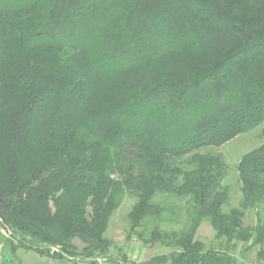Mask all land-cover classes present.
<instances>
[{
  "label": "trees",
  "instance_id": "trees-1",
  "mask_svg": "<svg viewBox=\"0 0 264 264\" xmlns=\"http://www.w3.org/2000/svg\"><path fill=\"white\" fill-rule=\"evenodd\" d=\"M257 128L264 138V0H0V224L14 257L132 264L106 237L131 197L128 238L173 249L140 264H238L239 248L263 263L264 142L241 157L227 211L230 167L201 152ZM203 223L217 244L197 238Z\"/></svg>",
  "mask_w": 264,
  "mask_h": 264
},
{
  "label": "rangeland",
  "instance_id": "rangeland-1",
  "mask_svg": "<svg viewBox=\"0 0 264 264\" xmlns=\"http://www.w3.org/2000/svg\"><path fill=\"white\" fill-rule=\"evenodd\" d=\"M263 142L264 138L261 136V129L257 128L241 134L239 137L221 146L220 148H208L201 151L202 153H220L230 167L229 176L225 179L224 183H227V185L231 187V195L233 196L234 202L231 199V205H226L224 210L227 211L228 207L237 205L238 203L236 202H238L242 196L241 185L237 172V166L241 157L261 145ZM157 200L164 201L168 205L173 202H177V200L172 199L169 201L170 203H168L165 196H158ZM134 202V198L127 197L122 206L114 213L110 220L106 237L113 244V247L110 250L111 256L114 257V260H118L122 255H126L130 263L140 264L141 262L147 261L154 256L170 253L173 249L163 247L160 244L146 246L136 235H132L128 238L130 229L128 214L130 213ZM256 219V212L252 211L247 214L245 224L254 225L256 224ZM181 226L182 224L177 223L162 224V227L165 228L179 229ZM149 230H151V226H147L145 229L146 232ZM197 238L204 241L208 246L217 244L214 231L208 223H203L201 225L197 233ZM74 243L79 248L82 247V243L78 239H75ZM258 252L259 248H255L252 252L247 253L245 257H242L241 248H239L233 251V255L237 260L240 258L246 264H254L262 261L258 256ZM96 262L98 264H120L118 261L110 262L107 259L100 258L96 259Z\"/></svg>",
  "mask_w": 264,
  "mask_h": 264
},
{
  "label": "crops",
  "instance_id": "crops-1",
  "mask_svg": "<svg viewBox=\"0 0 264 264\" xmlns=\"http://www.w3.org/2000/svg\"><path fill=\"white\" fill-rule=\"evenodd\" d=\"M7 234L6 231L0 224V264H1V257L3 247L6 244ZM21 253V254H20ZM235 257V256H234ZM16 264H98L96 263H89L88 261H81L79 259H69V258H60L54 259L52 257L43 256L37 253L34 250H25L20 249L16 253ZM238 264H246L242 259L237 260Z\"/></svg>",
  "mask_w": 264,
  "mask_h": 264
},
{
  "label": "water",
  "instance_id": "water-1",
  "mask_svg": "<svg viewBox=\"0 0 264 264\" xmlns=\"http://www.w3.org/2000/svg\"><path fill=\"white\" fill-rule=\"evenodd\" d=\"M56 250V248H53ZM1 264H16L15 257L10 253L9 244H5L2 251Z\"/></svg>",
  "mask_w": 264,
  "mask_h": 264
},
{
  "label": "built area",
  "instance_id": "built-area-1",
  "mask_svg": "<svg viewBox=\"0 0 264 264\" xmlns=\"http://www.w3.org/2000/svg\"><path fill=\"white\" fill-rule=\"evenodd\" d=\"M260 264H264V262L263 263H260Z\"/></svg>",
  "mask_w": 264,
  "mask_h": 264
}]
</instances>
